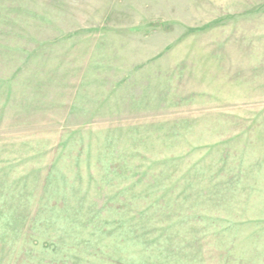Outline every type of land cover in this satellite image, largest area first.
Instances as JSON below:
<instances>
[{
    "label": "rangeland",
    "instance_id": "374dc122",
    "mask_svg": "<svg viewBox=\"0 0 264 264\" xmlns=\"http://www.w3.org/2000/svg\"><path fill=\"white\" fill-rule=\"evenodd\" d=\"M0 264H264V0H0Z\"/></svg>",
    "mask_w": 264,
    "mask_h": 264
}]
</instances>
